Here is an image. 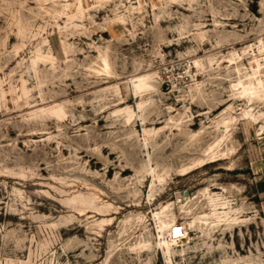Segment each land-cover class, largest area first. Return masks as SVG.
Instances as JSON below:
<instances>
[{
    "label": "rangeland",
    "instance_id": "1",
    "mask_svg": "<svg viewBox=\"0 0 264 264\" xmlns=\"http://www.w3.org/2000/svg\"><path fill=\"white\" fill-rule=\"evenodd\" d=\"M263 45L264 0H0V264H264Z\"/></svg>",
    "mask_w": 264,
    "mask_h": 264
},
{
    "label": "bare ground",
    "instance_id": "2",
    "mask_svg": "<svg viewBox=\"0 0 264 264\" xmlns=\"http://www.w3.org/2000/svg\"><path fill=\"white\" fill-rule=\"evenodd\" d=\"M238 85H241V84L239 83ZM262 91L264 92V89ZM170 234H171L172 238L175 236L176 239L185 235L183 229L181 227H179L178 225L171 226ZM172 241L174 243L176 242V240H174V239H172Z\"/></svg>",
    "mask_w": 264,
    "mask_h": 264
},
{
    "label": "built area",
    "instance_id": "3",
    "mask_svg": "<svg viewBox=\"0 0 264 264\" xmlns=\"http://www.w3.org/2000/svg\"><path fill=\"white\" fill-rule=\"evenodd\" d=\"M261 51H263V52H264V45H263V46H261Z\"/></svg>",
    "mask_w": 264,
    "mask_h": 264
}]
</instances>
